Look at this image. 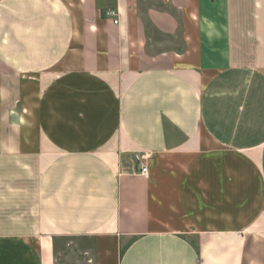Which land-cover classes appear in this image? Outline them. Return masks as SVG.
<instances>
[{"label": "crops", "instance_id": "crops-1", "mask_svg": "<svg viewBox=\"0 0 264 264\" xmlns=\"http://www.w3.org/2000/svg\"><path fill=\"white\" fill-rule=\"evenodd\" d=\"M0 264H264V0H0Z\"/></svg>", "mask_w": 264, "mask_h": 264}, {"label": "built area", "instance_id": "built-area-1", "mask_svg": "<svg viewBox=\"0 0 264 264\" xmlns=\"http://www.w3.org/2000/svg\"><path fill=\"white\" fill-rule=\"evenodd\" d=\"M104 17L108 18L113 22V24L117 25L118 24V19H117V13L115 9H109L104 13ZM144 159H141L140 164H139V171L137 174L141 176L142 178H147L148 177V168L146 164L143 162Z\"/></svg>", "mask_w": 264, "mask_h": 264}, {"label": "rangeland", "instance_id": "rangeland-1", "mask_svg": "<svg viewBox=\"0 0 264 264\" xmlns=\"http://www.w3.org/2000/svg\"><path fill=\"white\" fill-rule=\"evenodd\" d=\"M143 162H145V161L143 160Z\"/></svg>", "mask_w": 264, "mask_h": 264}]
</instances>
